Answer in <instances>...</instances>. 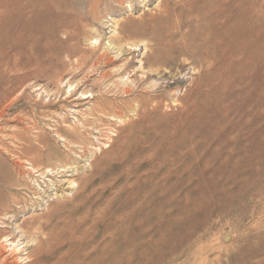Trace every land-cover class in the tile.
Returning a JSON list of instances; mask_svg holds the SVG:
<instances>
[{"label": "rangeland", "instance_id": "obj_1", "mask_svg": "<svg viewBox=\"0 0 264 264\" xmlns=\"http://www.w3.org/2000/svg\"><path fill=\"white\" fill-rule=\"evenodd\" d=\"M97 1L0 0V192L38 185L42 134L92 175L22 206L18 245L53 210L61 264H264V0ZM119 178L85 221L83 195Z\"/></svg>", "mask_w": 264, "mask_h": 264}, {"label": "bare ground", "instance_id": "obj_2", "mask_svg": "<svg viewBox=\"0 0 264 264\" xmlns=\"http://www.w3.org/2000/svg\"><path fill=\"white\" fill-rule=\"evenodd\" d=\"M15 4H17V3H15ZM19 7H17V8H19ZM92 7L96 8L97 6L94 7L92 5ZM18 12H19V9H18ZM20 12H21V10H20ZM23 12L25 13V11H23ZM94 13H95V11H94ZM68 20H66L64 22H66V24H68L70 22V20H69V22L67 23ZM72 21H74V20H72ZM66 24H65V26H66ZM68 26H70V25H68ZM23 27H26V24ZM29 30H31V29H29ZM5 31H6V29L4 30V33H5ZM7 31H9V30H7ZM13 31H11V33ZM15 32H16V30H15ZM2 34L0 35L1 37H2ZM30 34H32V33H30ZM17 35L18 34H16V37H17ZM1 37H0V39H1ZM13 38H15V36ZM17 38L19 39V37H17ZM28 39H27V42H28ZM15 40H16V38L14 39V41ZM23 40L25 41V39H23ZM18 42H19V40L15 41L13 43V47H15ZM1 44H3V43H1ZM9 45H11V43ZM133 46L134 45H132V47ZM14 50L15 49H13V51ZM18 52H15V53L17 54ZM3 60L6 63V61H7L6 58ZM8 65H9V63H8ZM216 66H218V65H216ZM11 68H13V67H11ZM14 68H13V71H15ZM10 80H11V78H10ZM127 93H129V92H127ZM141 106H142V109H146V105L144 103H141ZM57 124L58 125L53 130L56 137H58V139H60L62 142H64L71 149H76L77 144H75L76 143L75 141L78 140L79 138H81V134L78 133V130L75 127H71L68 124H66L65 121H63L62 123L58 122ZM89 124H90L89 122H84L82 124L83 128L86 131L88 129L87 127ZM61 133L68 134L69 136L72 137L73 140H68V139L64 138L61 135ZM16 137H17V139H19L18 136H16ZM37 138H38V145L41 146V148H42L41 152L44 155L46 153H48V157H49L48 162L51 165V167L43 168V167H38L33 163H29L30 167L27 170L31 171V172H29V174L33 173V175H34L33 179L34 178L37 179L36 182L38 183V185H36L35 183H33V185H32V183H28V181H26V179H25L27 174L19 173L17 180L15 181V184L13 186H8V184L6 183L7 185L2 187V189L4 191L9 190L10 197H12V198L10 201L8 199L5 200L4 194L2 192H0V217L2 220L3 228L6 230L4 232V236L2 235V237H0V264H61L62 263L61 257H54L53 254H50L51 252H53L54 246L56 245V243L58 241V235H57L58 227L53 228L51 226L54 211L51 209L52 212L48 213L49 210H47L48 214H46L44 216H38L36 218L34 217V218L30 219L29 221H26L27 223L24 222V224L22 226H20V227L17 226V232L20 230L21 231L24 230V228L28 229L27 225L31 226L30 230H27L26 232L22 231V233L27 234L26 236L34 238L36 244H34V246L30 245L31 248L30 247L27 248L28 245L24 248L23 247L20 248V245H18L17 236H16L17 233H16V230H14L12 227L15 225L14 222H18V216H16L15 213L20 211L22 206L25 207L24 206L25 204L28 205L32 201H34V202L39 201V199L42 197V194L46 195V193H48L50 190H51V192L52 191L58 192L59 190L66 188V189H69L71 191H76L78 193L81 190H83V183L86 180H88L89 177L91 178V176H92L91 175L89 177H78L79 171L76 168L77 167L76 166L77 160L75 159V157L74 158L71 157V159L69 161H72V163H68L69 161H67V159L64 157L63 153H61L57 148H54L51 145L52 144L51 140L47 136H44V134H42V135L38 136ZM153 152H154V146L142 147L140 149V152H138V156H140L141 154L144 155V154H147V153L149 154V153H153ZM75 154H77V152H75ZM58 163H61V164H58ZM114 180L115 181L112 180L113 182L111 184H109L110 182L104 184L100 189H96V186H97L96 185V186L92 187L90 190H88L85 195H83L82 208L84 207V214L86 215L85 221L90 219V215L93 211H97V213L99 211V213H98L99 218L96 221H94L95 224L100 222L101 220H103L105 218L107 210L106 209H103L102 211L100 210V206H99L100 205V197L102 196L103 192H105L107 189H111V188L118 187L121 185V179L120 178L114 179ZM9 185H11V184H9ZM0 191H1V188H0ZM24 193H26V194H24ZM75 212H77V211H75ZM74 215L78 216V214H74ZM59 224L60 223H58L57 225H59ZM25 248H27V249H25Z\"/></svg>", "mask_w": 264, "mask_h": 264}]
</instances>
